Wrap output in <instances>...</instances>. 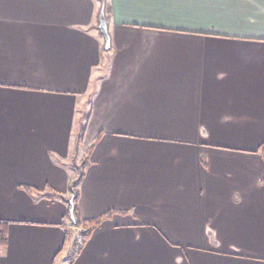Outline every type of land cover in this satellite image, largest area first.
Segmentation results:
<instances>
[{
	"label": "crops",
	"instance_id": "0c3cea01",
	"mask_svg": "<svg viewBox=\"0 0 264 264\" xmlns=\"http://www.w3.org/2000/svg\"><path fill=\"white\" fill-rule=\"evenodd\" d=\"M105 1L0 0V264H69L81 171L73 264H264V0Z\"/></svg>",
	"mask_w": 264,
	"mask_h": 264
},
{
	"label": "trees",
	"instance_id": "16d2710c",
	"mask_svg": "<svg viewBox=\"0 0 264 264\" xmlns=\"http://www.w3.org/2000/svg\"><path fill=\"white\" fill-rule=\"evenodd\" d=\"M262 156L264 158V148L262 150ZM85 164L86 163H84V165ZM82 178H83V172L81 171V174L79 175V177L75 181H73V183L71 185L72 199L68 202V204L70 206L71 219L75 223L76 228H78L77 231L75 232L77 237L74 238L73 244H72V248L74 246V248H76L75 249L76 251L72 257H69L70 255H68L69 264L74 263L75 257L80 253V251L82 250V247L86 244V242L90 238L93 231L95 229H97L101 225V223L104 220H106L110 215V214H108V215L102 216L98 219H94V220H90V221L81 220L79 213H78V207H77V200L79 197L77 188H78V185L80 184ZM53 197H60V196L53 195ZM7 231H8V223L0 220V249L4 248L7 244Z\"/></svg>",
	"mask_w": 264,
	"mask_h": 264
},
{
	"label": "water",
	"instance_id": "95a60500",
	"mask_svg": "<svg viewBox=\"0 0 264 264\" xmlns=\"http://www.w3.org/2000/svg\"><path fill=\"white\" fill-rule=\"evenodd\" d=\"M101 3V8L98 14V30L101 32V34L104 37L105 40V49L109 50L110 49V36L108 32V24H107V19L105 16V7H106V1L105 0H99Z\"/></svg>",
	"mask_w": 264,
	"mask_h": 264
},
{
	"label": "rangeland",
	"instance_id": "374dc122",
	"mask_svg": "<svg viewBox=\"0 0 264 264\" xmlns=\"http://www.w3.org/2000/svg\"><path fill=\"white\" fill-rule=\"evenodd\" d=\"M74 236H75V237H74ZM73 237H74V238L77 237V236H76V233H75V235H73ZM74 238H73V239H74ZM75 249H76V248H74V246H73V248H72V250H71V252H70V254H69V255H70L69 257H72V256L75 254V251H76ZM59 264H68V260H63V262H61V263H59Z\"/></svg>",
	"mask_w": 264,
	"mask_h": 264
}]
</instances>
